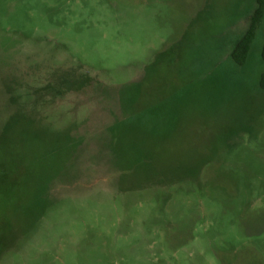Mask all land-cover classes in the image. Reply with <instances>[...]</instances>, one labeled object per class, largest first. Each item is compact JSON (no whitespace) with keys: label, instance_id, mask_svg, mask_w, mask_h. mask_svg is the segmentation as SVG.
<instances>
[{"label":"rangeland","instance_id":"rangeland-1","mask_svg":"<svg viewBox=\"0 0 264 264\" xmlns=\"http://www.w3.org/2000/svg\"><path fill=\"white\" fill-rule=\"evenodd\" d=\"M256 6L0 0V264H264Z\"/></svg>","mask_w":264,"mask_h":264},{"label":"trees","instance_id":"trees-1","mask_svg":"<svg viewBox=\"0 0 264 264\" xmlns=\"http://www.w3.org/2000/svg\"><path fill=\"white\" fill-rule=\"evenodd\" d=\"M264 19V0H257V6L250 17L249 26L242 38L236 43L231 52L232 60L239 66L246 64L251 51L252 44L256 38L258 28ZM262 59L264 61V46L262 49ZM122 87H130V84H124ZM121 87V88H122ZM260 87L264 90V73L261 75Z\"/></svg>","mask_w":264,"mask_h":264}]
</instances>
